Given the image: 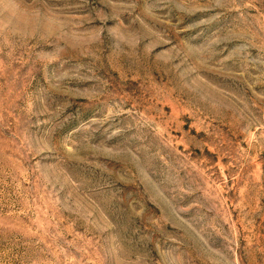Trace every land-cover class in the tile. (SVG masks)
Listing matches in <instances>:
<instances>
[{"label":"rangeland","instance_id":"rangeland-1","mask_svg":"<svg viewBox=\"0 0 264 264\" xmlns=\"http://www.w3.org/2000/svg\"><path fill=\"white\" fill-rule=\"evenodd\" d=\"M0 264H264V0H0Z\"/></svg>","mask_w":264,"mask_h":264}]
</instances>
